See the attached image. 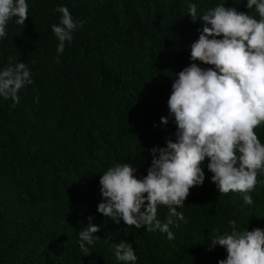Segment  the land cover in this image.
<instances>
[{
    "label": "trees",
    "instance_id": "1",
    "mask_svg": "<svg viewBox=\"0 0 264 264\" xmlns=\"http://www.w3.org/2000/svg\"><path fill=\"white\" fill-rule=\"evenodd\" d=\"M27 2L24 25L13 18L0 40V68L25 62L32 79L19 103L0 98V264H122L114 255L121 240L134 248L136 264H217L226 251L209 250L210 239L229 231L230 221L239 230L264 229V173L246 205L241 193L218 192L207 159L203 184L177 209L187 223L170 226L172 240L96 210L99 179L109 167L127 162L142 178L149 150L175 141L167 106L172 77L191 63L190 45L201 27L187 15L188 4L201 15L219 3L243 13L246 0ZM58 6L82 26L57 63L51 26L59 22ZM255 131L264 144V124ZM167 211L161 206L158 218ZM88 217L100 227L85 256L78 233Z\"/></svg>",
    "mask_w": 264,
    "mask_h": 264
},
{
    "label": "clouds",
    "instance_id": "2",
    "mask_svg": "<svg viewBox=\"0 0 264 264\" xmlns=\"http://www.w3.org/2000/svg\"><path fill=\"white\" fill-rule=\"evenodd\" d=\"M224 5L219 3L201 15L196 4H188L187 15L193 22L199 19L201 27L190 45L191 63L172 77L167 106L176 125L175 141L166 140L165 146L149 150L151 164L142 178L127 162L109 167L100 176L102 200L96 210L116 224L146 226V231L158 230L174 239L170 226L187 223L177 209L185 206L192 187L203 184L206 159L219 193H241L244 204H253L250 193L264 173V144L255 131L264 124V0H246L248 11L243 13ZM28 7L27 0H0V40L13 18L15 24L24 25ZM56 12L60 19L51 30L58 41V63L82 22L74 20L66 6H58ZM31 83L25 62L0 68V98L5 101L19 103L20 90ZM160 123L167 125L168 118L161 117ZM161 206L168 210L163 221L158 218ZM88 220L78 233L85 256L100 227L91 223L92 217ZM229 224V231L210 239L209 250L218 245L226 251V258L217 264H264V229L239 230L236 221ZM114 255L122 264H136L138 259L124 240L115 244Z\"/></svg>",
    "mask_w": 264,
    "mask_h": 264
}]
</instances>
